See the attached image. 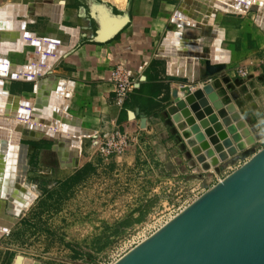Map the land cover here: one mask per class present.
I'll use <instances>...</instances> for the list:
<instances>
[{
    "label": "rangeland",
    "instance_id": "1",
    "mask_svg": "<svg viewBox=\"0 0 264 264\" xmlns=\"http://www.w3.org/2000/svg\"><path fill=\"white\" fill-rule=\"evenodd\" d=\"M29 1L0 0V7L5 3ZM35 2L53 3L52 0ZM32 18L35 21L26 31L49 33L52 37L65 39V32L59 31L57 26L42 17L29 19ZM25 52H12L9 57L24 58L25 55L19 53ZM261 71L264 69L258 66L249 78H242L233 67L212 78L220 82L213 96L218 91L225 98L221 104L229 118L225 121L220 117V110L215 105L219 124L234 141L237 150L241 142L247 147L222 163L216 148L213 149L215 157H208L211 137L207 138L200 129L208 147L201 146L195 133L193 138L197 144L193 147L203 148L202 163L208 164L210 171L201 169L177 129L173 120V113L178 110L174 97L164 107L159 126L148 122L146 117L141 120L132 111L133 133L126 131L133 139V147L126 154L110 160L101 157L90 137L83 140L82 146L88 150L75 169L60 166L53 150L57 141L27 142L30 146L29 169L23 185H27L35 198L10 231L0 237V264H113L139 241L149 238L172 216L216 185L218 178L223 180L264 148V82L258 80ZM12 83L9 84L11 90L33 94L31 82ZM131 97L132 94L126 104ZM187 122L188 119L185 122L181 119L177 125H184L193 133ZM93 144L96 147L89 151Z\"/></svg>",
    "mask_w": 264,
    "mask_h": 264
},
{
    "label": "water",
    "instance_id": "2",
    "mask_svg": "<svg viewBox=\"0 0 264 264\" xmlns=\"http://www.w3.org/2000/svg\"><path fill=\"white\" fill-rule=\"evenodd\" d=\"M184 3L185 7L192 13V20L187 19L190 24L184 22V15L178 12V18L175 21L181 25H193L200 28L202 38L212 36L211 32L215 28L209 25V17L216 8L235 13L259 11L258 4L250 6L251 0H185ZM57 7L61 10L64 9L62 5ZM14 10H27L28 15L31 16L34 13L31 12L34 10L32 4L29 6L20 5L19 7L18 5H10L1 8L0 47H5L4 44H1L2 41L5 40L9 43L11 40V44L16 46L13 47V50L20 51L23 46H33L40 52L37 55L41 56L38 64L21 67L17 65L11 74L0 72V76H6L12 81H16L18 72H22L27 75L28 82L34 83L33 94L36 100L32 103L24 101L21 95L10 93V90H3V82L0 80V99L1 97H8L14 100L12 107L11 105L7 106L11 120L14 121L12 122V126H14L12 129H15L13 132L16 133L14 136L18 138L20 143L26 144L29 149L30 146L27 142H54V140H57L60 145L64 144L65 147L71 145L70 148L73 149L74 156L70 164L62 161L57 145L53 146V150L57 152L63 168L75 169L79 166L82 155L77 146L83 144L82 139L87 136L89 131L83 128L79 118L64 111L66 105L64 104L61 88H65L67 83L58 77H42L48 74L63 50H71L77 46L79 29L61 26L67 34L73 35L70 46L62 49L59 40L44 39L43 41H36L35 34L25 31L27 26L25 16L22 14L15 15ZM205 14L206 16H203ZM16 17L25 19L16 23L14 19ZM106 21L102 23L103 30L99 32L97 40L99 42H107L115 38L127 26L129 17L126 15L115 17V20L107 21V23ZM57 22H62L60 17L57 18ZM16 28L18 30L16 34L8 35L9 31L11 32ZM187 43L199 46L198 41L182 42L184 46ZM219 45L220 40L212 46L209 52L179 50L177 53L179 56L183 55L190 58H188L187 67L188 77L180 78L184 84L174 91L173 97L178 101L179 90L184 92L187 95L186 100L201 120L199 108L201 105H208V102L204 99L203 90L199 87L195 88L193 85L203 81L204 78H214L226 70L227 64L230 62L229 59L218 56L216 51L219 49ZM1 53L6 54V52ZM166 61L169 63L168 69H173L171 67L172 60L166 58ZM5 62V60L0 59V64ZM198 63L203 66L202 73L198 72ZM180 76H183L181 71ZM211 82L202 84L203 87L205 86L207 93H210V89L207 87ZM71 85L73 86V84ZM193 89H196V91L192 92ZM213 94L210 93L209 97L216 101L217 95L213 96ZM197 99H200L201 103L196 102ZM216 105L220 110L221 117L227 121L229 119L228 114L227 111L222 109L221 102L217 101ZM177 108L179 111L173 113V120L177 129L192 150L201 169L210 171L209 165L202 163V159L198 157L193 149V146L197 144L196 141L198 139L200 142L203 141L204 136L199 133L197 140L188 141L189 135L183 132V126H178L177 121L179 122L183 116L187 117L191 113L183 103H178ZM206 111L211 115L210 120L213 121L212 123L217 122L214 125V130L209 126L207 132L209 131L208 134L212 135L214 131H218L219 137L216 134L211 137V140L222 154V163L229 161L237 156L241 150L246 149L247 146L241 142L238 144L239 150H237L223 130L222 125L219 124V118L212 114L213 110L208 107ZM133 115L135 114L133 113ZM189 119H191V116ZM203 121H205V124L203 122L202 124L208 126V120L204 119ZM197 131H199L198 127L194 129V133ZM220 139L223 140L224 145L220 143ZM203 147H208L207 143L203 144ZM210 155H213L211 150ZM28 169L29 165L27 171ZM216 170H220L218 166ZM26 174L27 172L23 173V176L17 177L15 181L17 189L23 192L27 191L21 186L24 184L23 178ZM11 192L8 193L11 194ZM8 199L13 200L15 197L11 195ZM20 203L23 209L19 210V213L10 212V209H12L10 203L9 209H7L8 213L10 212L14 216L13 225L17 223L21 213L28 208L26 201ZM0 231L6 233L10 231V227H0ZM115 264H264V148L255 153L247 162L222 181L208 188L195 202Z\"/></svg>",
    "mask_w": 264,
    "mask_h": 264
},
{
    "label": "crops",
    "instance_id": "3",
    "mask_svg": "<svg viewBox=\"0 0 264 264\" xmlns=\"http://www.w3.org/2000/svg\"><path fill=\"white\" fill-rule=\"evenodd\" d=\"M35 1L37 0L26 3L10 2L1 7L7 4L29 6ZM52 1L51 13H46L47 16L40 14L36 18L46 19L51 25L57 26L61 32L64 31L62 25L78 28V44L71 50H63L48 74L42 78L58 77L68 84H73L72 106L69 103V107H72V115L81 120L83 128L91 129L94 134L96 132H111L115 124L122 127L121 131L128 133L126 130H129L130 133H133L132 111L141 120L146 117L147 121L154 123L155 126L161 125L164 107L171 102L174 91L184 84L180 78L188 77L187 67L190 57L177 55L179 50L209 52L212 46L220 40L219 49L216 52L218 56L229 59L230 62L224 72L233 67L236 70L240 65H248L252 74L258 66L261 70L264 69L260 65V60L264 56V23H262L264 16L261 18L260 9L259 11L235 13L216 8L209 17V25L215 28L212 30V36L202 38L200 28L193 25H181L175 21L178 18V12L184 15V20H187V17L192 18L191 11L184 5L185 0ZM257 3L260 8H263L264 1L259 3L257 0ZM61 5L64 6L63 10L57 7ZM126 15L129 17V22L115 38L107 42L97 41L99 32L103 30V22ZM59 17L61 23L57 22ZM22 20L24 19H20V21ZM34 21L35 18L26 20L28 24L25 31L29 30V24H33ZM27 32L33 33L35 36L37 33L52 37L49 33L41 34L33 30ZM63 34H65L64 40L58 37V40L63 43L62 49L70 46L73 40V35L66 32ZM185 41H198L199 46L188 43L184 46L182 42ZM33 48L36 49L33 46L28 49L31 51V59L27 54L28 50L25 53H19L24 54V58L22 56L15 58L14 55L7 57L20 67L27 66L23 63H30L35 58L39 60L31 65L38 64L40 56L36 53L34 56ZM166 58L172 60L171 67L173 69H168L169 63ZM116 64H123L129 68L136 81V89L131 100L123 108L116 106L114 86L109 81L110 68ZM198 70L199 73H202L203 66L201 64H199ZM180 71L183 72V76H180ZM261 76H264L263 71L258 75L259 78ZM259 78V81L264 82ZM212 80V78H204L203 81L193 86L198 88ZM11 89L12 87L10 91L13 94L21 95L22 99H36L33 94L16 92ZM91 136L89 137L91 138ZM93 145H90L89 151L96 147ZM87 150L85 145L82 146L81 156Z\"/></svg>",
    "mask_w": 264,
    "mask_h": 264
},
{
    "label": "bare ground",
    "instance_id": "4",
    "mask_svg": "<svg viewBox=\"0 0 264 264\" xmlns=\"http://www.w3.org/2000/svg\"><path fill=\"white\" fill-rule=\"evenodd\" d=\"M258 1H259V3H261V1L263 2L264 0H258ZM256 4H258L257 0H251L250 6H255ZM23 5H25V4H23ZM32 5H33V9L34 10L31 11V12L32 13L34 12L33 13L34 15L32 13H31L32 16L30 14L28 15L27 10H17V11L14 10L15 15L16 14H18V15L22 14V15L25 16V18H26L25 20H28L31 17H38L40 14L44 15L46 13H48V14L51 13L50 9L52 7V4L45 5V4L32 3ZM7 6H10V4H8V5L4 6V7H1V8H5ZM259 9H260V13H261V18H263V16H264V6H263V8L259 7ZM14 19H15V22L17 21V19H18V21H20V19L17 18V17L14 18ZM187 19L191 20V18H188V17H187ZM183 21L187 22L188 24H190V22L188 20H183ZM262 23H264V22H262ZM17 31H18L17 28L14 29V30H11V32L10 31L8 32V35L16 34ZM208 32H209V29H208ZM211 34H212V32H211ZM44 38H50V39L58 40V38H55V37L40 36L39 34L36 33V41H41V40L43 41ZM220 39H223V38H220ZM11 43H12L11 40H10L9 43L4 40V41L1 42V44L2 45L4 44L5 47H0V59L6 61L5 63H1L0 64V67H1L0 70L3 69L0 72H5V73L9 72V74L14 72V69L16 68L17 64L14 63V61H12V59L7 57V56L11 55L12 52H23V51L27 50L28 48L32 47V46H23V48H21L20 51H16V50H13V47H16V46H13ZM62 44L63 43L61 42V46H62ZM4 48H8V49H4ZM33 51L36 54L40 53L39 51H37L34 48H33ZM1 52H6V54L5 53L2 54ZM36 62L35 61H31L30 63H24V64L31 65V63H36ZM185 75H186V73H185ZM198 75H199V73H198ZM27 78L28 77H27V75L25 73L18 72V79L16 81H27ZM0 80L3 82V86H4L3 90H7V91L10 90L9 87H11V86H9V83L12 80H10L6 76H0ZM219 83L220 82H217V80H212V82L210 83L209 87H207V88H209L210 92L213 93L214 89H217L216 87L219 85ZM199 88L203 90V93L205 91L204 99L207 100L208 105L211 104V107L208 106V105H201L200 106L199 113L201 114V116H200L202 118V120H201L196 115V112L193 111L191 104L188 103V101L186 100V97H187L186 94L184 92H182L181 90H179V94L177 96V100L179 99L180 101L179 102L177 101V102L185 104V107L187 106L186 109H188L190 111V113H191V115H189L187 117L183 116L182 121L185 122L188 119L189 123L192 126V130L193 131H194V129H196L198 127L199 131H197L195 133L196 136H197V139H198L199 133L204 136L202 131L206 133L205 135H206L207 138H209V136L210 137L215 136L216 134L219 137L218 131H214L212 135L208 134L209 131L207 132V129L210 126V128H213V130H214L215 123H212L213 121L210 120L212 117L206 111V108L209 107V108H211L213 110L212 114L215 115L217 113L216 112L217 111L216 102L218 100L215 101V100H213V99H211L209 97L210 93L206 92L205 86L203 87V85H200ZM61 91L63 92L64 104L66 105V108H65L64 111H66L68 114L72 115V112H71V108L72 107L71 106H72V98H73L74 88H73V86L71 84L67 83L65 88H61ZM195 91H196V89H193L192 92H195ZM207 91H209V90H207ZM217 92H216V94L218 95L217 99H219V102H222V98H224V97L222 96V94L220 92L219 93H217ZM10 93H12V92L10 91ZM23 100L27 101V102L34 103L36 99L35 100L23 99ZM224 100H225V98H224ZM196 102L201 103L200 99H197ZM69 103H71L70 107L68 105ZM178 103H177V105H178ZM8 105H11V107H12L14 105V100L11 99V98H8V97H1V99H0V227L9 226L11 228V226L13 225V217H14L13 214H11V213H13V212L14 213H19V210L23 209L22 204L20 203L22 201H26L27 202V207H29L31 202H32V200L35 198V195H34L33 192H31V190L28 189L27 185L26 186L21 185L24 188V190L25 189L27 190V191L23 192V191L18 190L17 186L15 184L16 178L19 177V176H23V173L27 172V168H28V164H29L28 161H29V154H30L29 150L30 149L26 147V144H22L23 142L20 143L18 138L16 136H14L16 134V133H14L15 131L13 132V130H15V129H12L14 127V126H12V122H14V121L11 120V117L9 115L10 113H9V111L7 109ZM180 114L182 115V113H180ZM190 116H191V119H189ZM204 119L208 120L207 121L208 122V126H204L203 125V124H205L204 123L205 121H203ZM202 122H203V124H202ZM200 125H201V127H200ZM9 126H10V128H9ZM181 126H183V128H182L183 132H185V134L189 135V137L187 138L188 141L194 140V138H193L194 132L192 133L190 130H186L184 125H181ZM88 131L89 132H88L87 136H85V138L94 134V132L91 129L88 130ZM189 138H190V140H189ZM241 138L244 140V138L242 136H241ZM83 139H84V137H83ZM205 139L206 138L204 137L203 141H201V142L199 141V143H201V146L203 144L207 143V140H205ZM229 139L231 140V138H229ZM54 141H57V140H54ZM233 142L234 141H232V143ZM220 143L223 144V140L222 139H220ZM56 145L58 147V152L61 155L62 161H64L67 164H70L72 162V158L74 156L73 149L70 148L71 145H69L68 147L67 146L65 147L64 144L60 145V143L58 141H57ZM82 145L77 146V148L80 150V152H82ZM233 145H235V144H233ZM207 146H208V144H207ZM215 148L216 147H215L214 143L211 140V151H213V149L215 150ZM193 149L196 151V153H198L200 155V157H201L200 159H202V155H203V153H202L203 150L202 149L203 148H201L199 146H196V147H193ZM216 150H217V148H216ZM213 153H214V151H213ZM207 155L210 158H214L215 157L214 154L210 155V149L207 150ZM216 155L220 156V159H221V155L222 154L218 150H217ZM57 156H58V154H57ZM11 184H13V186H11ZM9 191L10 192L12 191L11 194L8 193ZM16 191H18V192H16ZM11 195L12 196L14 195L15 199L9 200L8 198H10ZM9 203L12 206V209H10L11 213L10 212L8 213V211H7V209H9L8 208ZM174 217L175 216H172L161 227H163L166 223H168ZM3 233L4 232H1L0 236H2Z\"/></svg>",
    "mask_w": 264,
    "mask_h": 264
},
{
    "label": "built area",
    "instance_id": "5",
    "mask_svg": "<svg viewBox=\"0 0 264 264\" xmlns=\"http://www.w3.org/2000/svg\"><path fill=\"white\" fill-rule=\"evenodd\" d=\"M260 65L264 68V56L260 60ZM237 72L242 78H249L252 75L248 65L238 66ZM259 79L264 80V76H261ZM109 81L114 86L116 106L123 108L131 94H133L136 89V81L134 80L133 74L125 65L116 64L110 68ZM91 138L104 160H110L115 156H122L133 147V139L131 136L128 133L121 131V128L117 124H115L111 132H96ZM220 181H222V179L218 178V182ZM147 238L139 241L134 247H131V249L127 250L122 256H119L117 260H120ZM117 260H115V263Z\"/></svg>",
    "mask_w": 264,
    "mask_h": 264
},
{
    "label": "trees",
    "instance_id": "6",
    "mask_svg": "<svg viewBox=\"0 0 264 264\" xmlns=\"http://www.w3.org/2000/svg\"><path fill=\"white\" fill-rule=\"evenodd\" d=\"M30 85H31V86H30V87H31V88H30V91L33 92V83H31Z\"/></svg>",
    "mask_w": 264,
    "mask_h": 264
}]
</instances>
